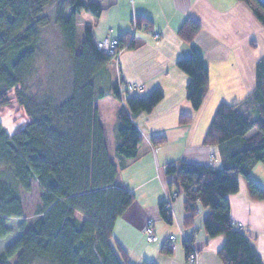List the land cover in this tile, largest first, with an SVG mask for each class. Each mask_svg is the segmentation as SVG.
<instances>
[{"label":"trees","instance_id":"1","mask_svg":"<svg viewBox=\"0 0 264 264\" xmlns=\"http://www.w3.org/2000/svg\"><path fill=\"white\" fill-rule=\"evenodd\" d=\"M101 1L0 0V109L9 106L13 93L28 118L11 134L0 123V241L11 234L10 220L23 218L21 191L30 192L35 180L40 192L33 224L0 253V264L11 260L13 264H127L126 254L114 245L113 230L134 194L115 184L118 167L108 152L95 107L96 98L104 99L106 92L95 88L94 80L116 57L97 49L83 17L99 18L112 2ZM240 1L264 27V1ZM149 22L146 17L136 18L138 28H150ZM51 25L57 29L69 68V80L55 90L45 86L41 69L50 61L42 32ZM178 30L180 39L190 44L200 27L188 19ZM128 37H117L120 48ZM176 63L189 77L187 101L197 111L209 87L206 63L198 54ZM255 70L251 92L235 104L220 103L204 136V146L238 143L228 156V167L180 161L165 169L167 177L174 178L168 185H178L184 197V229L193 227L203 209L207 212L202 219L204 233L208 238L224 237L217 253L222 264H264L254 237L231 222L227 200L239 192L243 178L250 199L264 201V187L248 178L254 165L264 166V55ZM111 92L120 99L117 85ZM163 98L160 89L147 97L125 98L117 113L121 141L114 150L117 159L137 157L142 140L134 119L140 113L150 114ZM190 121L191 116L182 115L180 123ZM163 141L151 139L154 146ZM164 204H159V214L171 223ZM191 242H182L186 261ZM161 253L171 255L172 249L164 245Z\"/></svg>","mask_w":264,"mask_h":264},{"label":"crops","instance_id":"2","mask_svg":"<svg viewBox=\"0 0 264 264\" xmlns=\"http://www.w3.org/2000/svg\"><path fill=\"white\" fill-rule=\"evenodd\" d=\"M111 1L110 5L103 7L99 18L89 14L84 17L96 42L129 35L125 43L132 44V47L126 46L115 58V66L107 65L104 70L110 78V87L120 83L124 98L147 97L155 89H160L164 95L150 114L140 113L134 119L142 140L137 157L130 160L115 158L113 161L119 173L115 184L134 194L131 206L115 222L114 245L126 254L127 264L146 261L185 264L182 237L186 236L192 239L193 248L200 255L198 264H222L217 253L225 240L223 236L208 238L204 233L202 219L207 216L206 211L198 222L195 219L193 227L184 229L183 194L180 193L174 201L176 221L168 223L169 226L162 221L158 207L167 197L162 185L163 167L174 166L180 161L216 169L228 167V156L238 148V143L235 147L228 143L204 146V136L220 103L240 102L255 86V66L264 55V27L240 0ZM138 16L146 17L150 28H138ZM188 19L200 27V32L190 44L178 35V29ZM194 54L202 56L209 75V87L197 111L187 101L189 77L176 66L177 61L190 59ZM129 84L137 88L129 90ZM107 98L110 104L112 98L109 96L101 100L106 101ZM108 106L116 121L112 129L117 146L121 142L117 135L118 101L114 99ZM182 115L191 116V121L182 125ZM152 138L164 141L161 145L152 146ZM248 178L264 187V167L254 165ZM170 180L174 178L168 177ZM238 189V193L227 197L231 222L240 231L254 237L256 250L264 261V201L249 198L243 178L239 180ZM147 220L152 221L157 236L151 247L147 246L144 236ZM177 231L180 242H176L177 235H174ZM172 235L175 240L169 242ZM164 245L171 247V255L161 253Z\"/></svg>","mask_w":264,"mask_h":264},{"label":"rangeland","instance_id":"3","mask_svg":"<svg viewBox=\"0 0 264 264\" xmlns=\"http://www.w3.org/2000/svg\"><path fill=\"white\" fill-rule=\"evenodd\" d=\"M86 2H91L94 1L96 2L97 0H84ZM52 14V12L50 13V15ZM85 17V15L83 16ZM79 38H81L80 32H78ZM42 36H44V43H45V47L47 49L50 61L48 62V64L44 63L43 67L41 66V69L43 71V75L45 76L44 78L47 79V84L45 85L46 87L49 86L52 90L55 89H59L62 88L63 83L66 80H69L68 75H69V68H68V61H67V57L66 54L61 46V41L59 39V36L57 34V29L55 28V26L51 25L48 28H46L43 32H42ZM128 46L125 44L124 48ZM112 57V56H111ZM118 57V56H117ZM47 58V57H46ZM116 59L114 61H111L108 66L112 65L115 66ZM115 74V72H113ZM67 82V81H66ZM110 78L107 77V71H102L100 72L95 80H94V86L95 88H103L104 91L106 92V95L104 98H106V96H109L112 100L111 103L114 101V99L116 101H118V111L120 110V108L124 107V101L125 98L122 97V91H121V87L119 86L120 83H116L117 87H118V91H119V98L120 99H116L114 98L112 92H111V87H110ZM10 96L12 97L9 106L5 107V108H1L0 109V123L4 126V128L6 129L8 134H11V132L15 131L18 128H21L22 126L26 125L28 122V118L26 116V114L24 113L23 109L21 107H19L17 105V103L14 101L13 98V93L10 94ZM108 98L106 99V101H102L99 98H96L95 100V107L98 108V119L100 120V122H102L104 124L103 126V131H105V141L107 142V149L108 152L110 154V157L113 161H115V158H117L116 153L114 152L115 150V137L114 136V132L112 129V125H114V123L116 122L115 119L113 118V114H112V109H110V107L108 105H110L109 103H107ZM117 111V113H118ZM117 119V117H116ZM117 121H119L117 119ZM152 144V142H150ZM152 146H154L152 144ZM215 147V146H214ZM259 166L262 164H258ZM262 167H264L262 165ZM166 167H163V170L165 171ZM166 173V171H165ZM163 173V184L166 192H167V197L165 200H170V202L174 203V200L177 199L178 197H176L174 200L171 199L172 195L175 193V191L180 192L179 190V186H174V187H168V183L171 181H168V177L166 176V174ZM173 182V181H171ZM31 188L32 190L28 193L26 192H22L20 193V199L22 202V210H23V218L22 219H12L10 220L11 223L9 224V228L11 230V234L6 237L5 239L0 241V253L3 252L5 250L6 247L10 246L17 237H19L25 230L26 228L30 227L31 224H33L34 222V218L36 215V211H37V205L40 202V192H39V187L37 185V182L34 180L32 181L31 184ZM153 189L151 188V193L153 194L154 191H152ZM248 192V191H247ZM249 196V195H248ZM250 198V197H249ZM257 201V200H256ZM175 204V203H174ZM205 210L200 209L199 212L202 213L198 215L196 222H198L199 219L202 218L203 214ZM162 221H164L162 219ZM165 222V225L169 224ZM173 223V222H171ZM146 224V223H145ZM153 224V223H152ZM146 227V226H145ZM154 228V226H153ZM145 230V229H144ZM145 234V232H144ZM177 235V241L176 242H180V235H178V231L176 234ZM182 235V234H181ZM145 236V235H144ZM157 238V237H156ZM184 238V236L182 237ZM184 241V240H183ZM155 242V241H154ZM153 242H147V246H153V244H151ZM199 255V254H198ZM200 257V255H199ZM199 257H198V262L199 263ZM14 260L9 261L7 264H13ZM41 264V263H38ZM43 264V263H42ZM187 264V263H185Z\"/></svg>","mask_w":264,"mask_h":264},{"label":"built area","instance_id":"4","mask_svg":"<svg viewBox=\"0 0 264 264\" xmlns=\"http://www.w3.org/2000/svg\"><path fill=\"white\" fill-rule=\"evenodd\" d=\"M97 49L104 55L108 56H113L117 57L118 54L123 50V48H120V44L117 38L114 39H103L102 41L96 42ZM129 90H133L137 88L135 85H127ZM166 169V168H165ZM179 196V192L175 191V193L172 195L171 199L174 200L176 197ZM175 201V200H174ZM164 211L166 212L168 218L167 220H170V222H175L176 221V214L174 213V203L170 202V200H165L164 202ZM146 227H145V236L147 241L149 242H154L156 241V237L154 234V228L151 220H147L146 222ZM175 240V236H170L168 238L169 242H173ZM184 241H190V238H187L186 236L183 239ZM192 250L189 252L188 258L186 263L187 264H197L198 262V252L193 248L192 243H190Z\"/></svg>","mask_w":264,"mask_h":264},{"label":"water","instance_id":"5","mask_svg":"<svg viewBox=\"0 0 264 264\" xmlns=\"http://www.w3.org/2000/svg\"><path fill=\"white\" fill-rule=\"evenodd\" d=\"M261 1H264V0H261Z\"/></svg>","mask_w":264,"mask_h":264}]
</instances>
